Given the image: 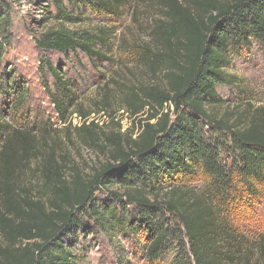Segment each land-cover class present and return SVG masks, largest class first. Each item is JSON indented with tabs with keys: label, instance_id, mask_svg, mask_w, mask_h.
<instances>
[{
	"label": "trees",
	"instance_id": "1",
	"mask_svg": "<svg viewBox=\"0 0 264 264\" xmlns=\"http://www.w3.org/2000/svg\"><path fill=\"white\" fill-rule=\"evenodd\" d=\"M42 2L32 22L52 24L30 33L43 54L40 78L52 113L65 124L76 81L47 54L69 63L72 55L78 65L83 55L99 74L100 64L112 60L114 24L131 2ZM159 2L151 42L131 53L161 73L165 86L130 87L124 130L114 111L101 125L79 112L80 140L107 156L84 175L44 148L52 117L32 102L27 81L9 61L14 9L11 0H0V234L8 242L0 264H75L90 250L85 240L99 231L110 241L136 243L144 234L145 264H264L255 209L264 197V106L243 98L224 108L218 91L239 83L227 73L232 59L253 42L264 47V0ZM115 248L117 264H125L121 244Z\"/></svg>",
	"mask_w": 264,
	"mask_h": 264
},
{
	"label": "rangeland",
	"instance_id": "2",
	"mask_svg": "<svg viewBox=\"0 0 264 264\" xmlns=\"http://www.w3.org/2000/svg\"><path fill=\"white\" fill-rule=\"evenodd\" d=\"M11 1L14 9V39L8 57L10 62L13 60L27 81L32 102L44 116L52 117L53 126L50 132L53 133L49 132L44 137L45 141H43L46 143L44 148L51 147L62 164L64 162L82 174L90 175L95 169H99L106 163L107 156L99 148L90 147L80 140L79 133L74 128L80 124L79 112H89L90 119L100 122L102 119H106L107 112L114 111V121L120 123L124 130L128 126L129 120L125 119L126 112L122 109L123 95L130 87L138 82H153L161 87L165 86L161 73H151L139 62L137 56L135 57L131 53L136 45H149L151 42L149 39L150 28L161 13L158 7L160 2L159 0H130V5L122 10V16L114 24L112 60L110 63L102 62L100 64L99 74L83 55L77 56L80 64L78 65L76 58L72 55L70 56L72 62L69 63L61 55L47 54L52 63L59 67L65 66V73L73 78L74 82L76 81V104L72 114L67 116L69 120L62 124L54 118L52 105L41 84L39 66L43 54L35 48L34 36L30 33H40L52 24L48 22L40 26L32 22V19L39 17V14H36V9L42 8L46 2L36 0L34 4H31L30 0ZM223 1L230 2L232 0ZM69 68H75V72H71ZM100 73L102 76L104 75V79L101 78ZM227 73L239 80V83L234 86L225 84L218 87L225 103L224 108L234 105L237 100L241 101L243 98H249L254 107L264 106V47L253 42L250 48L232 59ZM104 83H108V85L103 86ZM103 99L105 103H103ZM106 103H109V107ZM97 109H103L104 112L97 113ZM98 125H101V122ZM26 178L23 177L22 181L24 182ZM99 194L106 195L105 191L99 192ZM255 209L257 224L264 230V197L259 200ZM94 235V237L89 236L90 239L85 240L91 246L86 257H80V260L78 258L75 264H117L115 251L117 244H121L123 252L127 254V260H124L125 264H145L142 259V251H140L145 242L144 234L138 235L136 238L138 243L134 241V238L120 236L110 241L101 231L95 232ZM7 246L8 242L0 234V248Z\"/></svg>",
	"mask_w": 264,
	"mask_h": 264
}]
</instances>
